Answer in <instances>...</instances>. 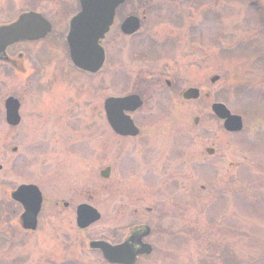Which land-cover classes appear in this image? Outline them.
Masks as SVG:
<instances>
[{
  "label": "rangeland",
  "instance_id": "rangeland-1",
  "mask_svg": "<svg viewBox=\"0 0 264 264\" xmlns=\"http://www.w3.org/2000/svg\"><path fill=\"white\" fill-rule=\"evenodd\" d=\"M76 4L77 0H0V23L26 9L43 13L52 23L43 40L16 46L26 55L22 71L0 64V264H108L87 242H113L125 234V225L119 222L121 205L126 220L133 219L131 210L137 208L153 226L156 255L138 264H264V0L124 2L102 42L105 62L91 77V86L105 82V88H91V118L98 120L97 102L103 93L131 90L133 76L139 82L141 77L156 78L155 86H142L145 103L134 114L142 136L116 141L107 125L103 153L100 134L90 132L91 138L85 139V125L74 122L72 133L80 137L78 145L85 153L74 144L69 154L55 149L58 153L42 157L40 163L36 150H50L71 131L64 122L67 103L73 107L75 98L81 101L80 89L86 82L82 72L70 69L72 88L63 65L66 22ZM142 9L145 20L136 35L121 42L119 19ZM148 40L155 58L143 61ZM130 51L136 54L132 61ZM36 65L42 66L40 81L47 92L38 89L34 95L31 84L23 92L21 124L8 127L1 100L8 92L19 95L17 87L23 86L27 71L38 70ZM123 72L128 81L119 90ZM213 74L218 79L210 83ZM165 80L170 81L169 90ZM187 86L198 88L196 99L180 97ZM155 89L162 92L156 94ZM214 101L242 117L239 132L223 129L210 109ZM71 135L67 139L74 138ZM5 142L17 150L3 155ZM145 150L152 158L142 162L132 158L135 154H123ZM22 162L25 172L20 174L16 168ZM104 164L111 165L106 180L98 175ZM20 182L37 184L44 197L34 231L17 230L10 214L8 190ZM67 191L74 203L91 195L100 219L80 230L72 208L48 207L49 200L66 197ZM146 207L151 211L145 212Z\"/></svg>",
  "mask_w": 264,
  "mask_h": 264
},
{
  "label": "water",
  "instance_id": "water-1",
  "mask_svg": "<svg viewBox=\"0 0 264 264\" xmlns=\"http://www.w3.org/2000/svg\"><path fill=\"white\" fill-rule=\"evenodd\" d=\"M80 10L69 20L66 34L68 52L72 62L80 68L88 71H96L102 64L104 53L99 44L112 23L116 6L124 0H78ZM139 26V18L129 15L123 19L120 29L125 33H132ZM50 29L49 22L39 13L26 11L20 13L17 18L0 25V57L4 54L7 45L18 40H33L43 37ZM218 79V75L209 77L211 83ZM181 97L185 100L196 99L199 96L197 87L189 86L182 90ZM137 95L124 97H107L104 101L106 117L111 128L119 134H135L136 127L125 110L134 109L140 105ZM5 119L7 123L15 125L18 122V102L12 97L6 98ZM213 114L222 120V127L229 132H236L242 128V119L233 114L221 102H213L210 105ZM197 118H194V122ZM208 154L212 148H205ZM109 168L100 171L101 176L108 175ZM11 197L20 202L23 211L19 215L21 227L33 230L36 227V216L40 209L41 195L33 184H21L11 192ZM100 217L98 211L87 204H80L76 208V224L85 227ZM139 235L129 237L121 243L110 244L104 240H90V248H98L104 259L111 263L134 264L137 253L132 245V240ZM142 253L150 252V245L141 244Z\"/></svg>",
  "mask_w": 264,
  "mask_h": 264
},
{
  "label": "flooded vegetation",
  "instance_id": "flooded-vegetation-1",
  "mask_svg": "<svg viewBox=\"0 0 264 264\" xmlns=\"http://www.w3.org/2000/svg\"><path fill=\"white\" fill-rule=\"evenodd\" d=\"M76 10H75V12H76ZM75 12H72V14H74ZM117 13H116V15H117ZM133 13L134 12H129L127 14H133ZM140 13L142 14V18L144 19L145 18V16L143 15L144 10L142 9L140 11ZM127 14H125V15H127ZM119 22L117 24L118 26H119ZM51 27H52V23H51ZM118 32L120 34V37L123 40L121 42H124V40H126L125 42H127L133 36H135L136 33H137V31H136V32L131 33V34H125V33H122L120 30H118ZM43 39L44 38L38 39V40H34V41H27V40L17 41V42H14V43L6 46V48L4 49V54L0 57V64L3 65V66H9V67L15 69L16 71H22L24 69V66L23 65H24V58H25L26 55H25V52L23 51V49L16 48V46L18 44H21V43H33V42L41 41ZM150 42L151 41L148 40V42L145 41V43H144V45L146 47L145 48L146 49L145 50L146 55L145 56L144 55L142 56V59H144L143 61H145V60L146 61H151V60H153L155 58V52L153 51V50H155V48L151 44L152 42L151 43ZM122 47H123V43L120 46L121 50H122ZM132 52L130 51V54H129V57H130L129 60H131V61L133 59H135V56L134 55H136L135 53L133 54ZM63 65L67 69L68 75L71 78L70 79V82H71L72 88L75 85H74V81L72 79V75L70 73V69H75V70H77L79 72H82L84 74L86 82L83 83V86H81V89H80V91L83 93V95L81 97V101H79L80 99L75 98L76 105L73 106V107H75L74 109H73V107H70L69 102L67 103V105H68V108H66V116H67V119H65L64 122H65V124L67 126L68 125H71L70 127L68 126L71 129V131L68 132V134L64 138H62L59 141L55 142L54 145L52 147H50V150H42L41 151V150H36L35 149L36 152H37V156L40 158V163H41L42 157H45L47 155L56 154V153H58V151H59V153L62 151L65 154H69L74 149V147H77V149L82 150L79 147V145H78L79 142L81 141L79 139L80 137L79 136H75L74 133H72L73 131L75 132V129L73 127L74 126V122H81L82 124L85 125L86 130H84V133H83L85 139L91 138V133L93 135H95L96 133H99L100 136H101V138H102L101 141H100V143H102V150H101V152L105 153V150L107 149L106 148L105 135H104V127L107 126L108 124H107V119H106V112H105V109H104V101L108 97V95H105V93H103L101 95V98H100V96L98 97V102H97V107H98V120H96L95 118H91V114L92 113L94 114V112L91 110V107L92 106H91V103L89 102L90 99H91L90 98L91 97V88L93 86H94V88H99V89L105 88V82L102 79L100 81H98L97 83L94 82L93 86H91V81H92L91 80V77L93 75L97 74L99 72V70H101L102 67L99 70H97V71H95L93 73L88 72V71H84L82 69L77 68L76 66H74L72 64V62L70 61V59L68 57V54H65L63 56ZM35 67L38 70H34L32 68L30 71H27L26 76L24 77L25 82H24L23 86L22 87L20 86L21 88L20 87H17V90H19V92H20L19 95L16 94V93H14V92H8V93H5V96L1 100V107L3 108V121L8 125V127H16V126H19L21 124V122H22V114H21V111L20 110H21L22 104L26 101V96H25V94L23 92L27 91V89H30V85L31 84H33V86H35L34 95L37 94L38 92H40V90H43L41 92H44V93L47 92V88L44 86V82H41L40 81V78L43 76V71L41 70L42 66L41 65H36ZM55 74L57 75V73H55ZM123 75H124L123 76L124 81H123L122 86L119 87V90H123L124 89V86L126 85V80L128 81V79L125 76V73L124 72H123ZM61 78H59V79H61ZM61 81L63 82V78L61 79ZM132 82H133V88L131 90L126 91V92H122V93H120L118 95H115V96H125V95H128V94H135V95L138 96L139 100L141 101V104L138 107H135L134 109L125 110V113H127L130 116V118L132 119L133 124L135 125V127L137 129V132L135 134H133V135L132 134H118V133H115L114 131H112L110 129L112 131L113 137H114V139L116 141H122V140H126V141L127 140H135L136 141L137 139H139L142 136V129H141V127H139L140 126V124H139L140 122H138V121L135 120L134 114L136 112H138V110H140L141 107L145 103V99L146 98H145V95L142 92V90H143L142 89V86H144V84H147V85L149 84V85L155 86L154 85L155 84L154 82H158V79L155 78L154 80H152V79L147 80V79L141 77L140 82H139L138 79L136 81V76H133ZM165 84H166L167 89L169 90V88H171L170 81L169 80H165ZM38 89H40V90H38ZM50 89L51 88H49L48 90H50ZM152 91H154V89ZM155 91H156V94H160L162 92V91H159V89H155ZM67 95H68V100H70V96H69L68 91H67ZM9 96H12V97L16 98L17 101H18L17 114H18L19 119H18V122L15 125H11V124L7 123V121L5 119L4 102H5L6 98L9 97ZM73 97H75V95H73ZM94 97H96V95H94ZM26 105L29 106V104H26ZM93 107H94V104H93ZM75 114L78 116V119H74L73 118ZM1 121L2 120H0V122ZM87 126H90V128L93 127L94 128V131L90 130V128L87 127ZM76 130L78 131L79 129H76ZM71 133L73 134V136L71 135ZM70 135L72 137H74V138H72V139L69 140L67 138H69ZM70 142L72 144H70ZM140 143H142L141 145L143 147H146L144 142H140ZM74 144H75V146L73 147ZM55 149H57L58 151H56ZM16 150H17V146L16 145L11 146L8 142H5L4 143V146L1 148V152L5 156L8 155L11 152H15ZM46 152H49V153L47 154ZM83 153H85V152L83 151ZM123 154L124 155L125 154H132V155L135 154V156H132V158L137 159V161H138V158H139L140 162H142L143 159H147L148 160L149 158H152L151 157L152 153L151 152H148L147 150H145L144 152H136V153L133 152V151H129V152L128 151H124ZM41 165L43 166V164H41ZM106 167L109 168L108 175L107 176H101L100 171L103 170ZM128 167H131V166H128ZM0 169H2V164H0ZM16 171L18 173H20V174L23 173V172H25V167H24V163L23 162L16 168ZM110 171H111V165L110 164H104V166H102L98 170V175H99V177L101 179L106 180L109 177ZM41 173L39 172L38 177L40 176V179H41L40 180V184H41V186H43L42 184L44 182L43 181L44 178L43 179L41 178L42 177V174ZM45 176H47V175H43V177H45ZM25 183L35 184L33 182H20V183L14 185V186H11V188L8 190V197H9L8 203L12 207L10 209V214H11V216H14V218L16 220L15 222H17V223H15L16 224V227L15 228L17 230L19 228H21L23 231H29V230H26V229H24V228L21 227L20 220H19V215H20V212H21L22 208H21L20 204L18 202H16V201H14V200L11 199V192L14 191L17 186H19L21 184H25ZM35 185L38 187L37 184H35ZM172 186H175V187L178 186V187H180V185H176L174 183H172ZM38 189H39L40 194H41V204H40L39 212L37 214L36 227H37L38 221H39L38 216L40 215V213L42 212V210L44 208V197L42 195L41 189L39 187H38ZM54 189H57V188H54ZM58 190L59 189H57V191ZM67 193L68 194H67L66 197H62V196L59 197L58 196V197L54 198L53 200H49L48 201V207L53 208V209H56V210H62V211L63 210H66L68 208H72L73 218H74V223H75L76 207L79 204L86 203V204H90L92 206H94V205L91 203L92 202L90 200L91 195H89V194H87V195L84 196L85 197V200L84 201H79L77 203H74L73 200H72V198L70 197L69 191H67ZM120 208H121V210H120L121 211V215H120L121 221H119V222L121 224L125 225V226H123L124 227L123 229H125L126 232H125V234H123L122 236H120L119 239H117V240H115L113 242H110L108 240H106V241H108L109 243L115 244V243H120V242L128 239L130 236L133 237L134 235H139L137 238H134L132 240V245H133L135 251L138 252L137 253L136 263L135 264H138V262L140 260H142L144 258H148L151 255L152 256H155L156 255V252H155L156 250H155V248L153 246V241L151 239V238H153L152 236H153V233H154L153 226L151 224H149L148 221H145L144 220L145 218H142V215L140 214L141 212L137 208H133L131 210V213L132 214L130 216L133 219H130V220L129 219L126 220V215L124 214V208L125 207L123 205H121ZM126 209H127V207H126ZM144 211L145 212H150L151 211V208L150 207H146L144 209ZM2 227H3V225H1V223H0V230L2 229ZM78 229H80V228H78ZM144 243H147V244H150L151 245V251L148 254H144L140 250V248H142L141 244H144ZM95 250L101 256L100 251L98 249H95ZM158 254L160 255V253H158ZM101 258H102V256H101ZM113 264H115V263H113Z\"/></svg>",
  "mask_w": 264,
  "mask_h": 264
}]
</instances>
